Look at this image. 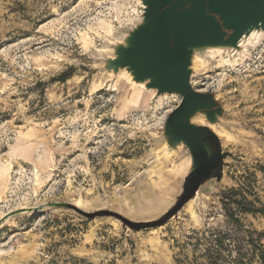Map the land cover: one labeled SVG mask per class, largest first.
I'll use <instances>...</instances> for the list:
<instances>
[{
    "label": "rangeland",
    "instance_id": "rangeland-1",
    "mask_svg": "<svg viewBox=\"0 0 264 264\" xmlns=\"http://www.w3.org/2000/svg\"><path fill=\"white\" fill-rule=\"evenodd\" d=\"M143 10L139 0H0V264H206L210 233L237 228L221 201L227 190L241 189L238 200L264 210V33L257 31L239 50H205L193 60L192 86L224 104L214 130L233 158L220 183L202 187L163 227L141 232L44 207L67 203L149 221L181 193L189 152L169 150L162 138L181 98L144 88L139 100L129 95L135 84L125 70L103 69ZM234 218L264 247L263 212Z\"/></svg>",
    "mask_w": 264,
    "mask_h": 264
},
{
    "label": "water",
    "instance_id": "water-1",
    "mask_svg": "<svg viewBox=\"0 0 264 264\" xmlns=\"http://www.w3.org/2000/svg\"><path fill=\"white\" fill-rule=\"evenodd\" d=\"M144 7L142 20L113 49L103 69L118 74L125 70L131 80L154 90L158 96L181 98L163 124L162 138L169 150L184 146L190 167L181 193L173 205L157 219L133 221L124 215L98 210L86 212L75 205L52 203L44 207L72 210L94 220L110 217L133 232L155 230L177 217L210 182L220 183L226 160L214 130L224 116V104L214 92L200 91L191 83L195 54L205 50H239V42L253 31L264 33V0H139ZM203 116L205 125L195 124Z\"/></svg>",
    "mask_w": 264,
    "mask_h": 264
},
{
    "label": "trees",
    "instance_id": "trees-1",
    "mask_svg": "<svg viewBox=\"0 0 264 264\" xmlns=\"http://www.w3.org/2000/svg\"><path fill=\"white\" fill-rule=\"evenodd\" d=\"M69 77L62 75L61 81L64 82ZM240 190L232 188L221 197L223 205L229 206L227 216L237 225V228L233 233L230 231H218L215 235L210 233L211 246L206 254V264H264V247L259 239H254L255 232L244 231L246 235L240 233L242 226L239 225V220L234 218L236 212L256 214L264 213V210L255 209L243 195L242 199L238 200L236 197Z\"/></svg>",
    "mask_w": 264,
    "mask_h": 264
},
{
    "label": "bare ground",
    "instance_id": "bare-ground-1",
    "mask_svg": "<svg viewBox=\"0 0 264 264\" xmlns=\"http://www.w3.org/2000/svg\"><path fill=\"white\" fill-rule=\"evenodd\" d=\"M116 20V19H115ZM106 33V32H105ZM221 50H217V52H220ZM128 78L130 79L131 77L128 76ZM135 85V89H133V91H131V93L129 94L130 96H134L136 98H138L139 100L142 99L143 97V92H144V85H139V84H136L134 83ZM132 90V89H131ZM147 91V90H145ZM149 92V91H147ZM179 104V103H178ZM188 167V163L185 162V164H182L180 167H178L179 169L181 170H185L186 168Z\"/></svg>",
    "mask_w": 264,
    "mask_h": 264
}]
</instances>
